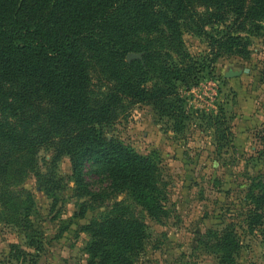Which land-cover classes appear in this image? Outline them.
<instances>
[{
  "label": "trees",
  "instance_id": "16d2710c",
  "mask_svg": "<svg viewBox=\"0 0 264 264\" xmlns=\"http://www.w3.org/2000/svg\"><path fill=\"white\" fill-rule=\"evenodd\" d=\"M186 34L204 39L208 54L193 56ZM262 34L264 0H0V223L39 251L36 201L23 185L35 177L55 208L64 186L57 164L68 157L75 196L88 199L75 217L114 201L82 228L88 264H141L152 238L147 219L168 218L169 185L156 154L143 156L108 130L139 104L182 132L192 118L182 92L212 78L223 56L250 59L251 39ZM129 54L142 57L128 62ZM94 74L106 85L98 94ZM220 114L207 124L219 147H230ZM257 136L264 166V124ZM42 151L53 154L46 175ZM92 176L105 179L110 195L90 189ZM245 201L248 228L260 229L264 175ZM200 243L219 264H239L235 228L209 229Z\"/></svg>",
  "mask_w": 264,
  "mask_h": 264
},
{
  "label": "rangeland",
  "instance_id": "374dc122",
  "mask_svg": "<svg viewBox=\"0 0 264 264\" xmlns=\"http://www.w3.org/2000/svg\"><path fill=\"white\" fill-rule=\"evenodd\" d=\"M185 43L193 56L209 52L202 38L186 34ZM250 50L248 60L221 57L212 78L190 93L182 92L192 116L182 132H175L170 120L153 107L139 104L121 114L108 130L109 138H119L137 153L156 154L169 185L168 218L162 223L147 219L152 238L141 264H219L200 242L209 229L222 231L228 226L235 228L243 242L239 264H264V226L255 231L248 228L245 201L249 185L264 175L259 160L263 146L257 136L264 124V34L251 39ZM230 73L238 76L227 77ZM93 77L92 91H104L105 81L98 74ZM221 112L223 129L230 130L226 132L230 147H219L218 132L207 124ZM52 155L42 151L39 156L43 175L48 173ZM56 174L64 186L55 208L35 177L23 185L36 201L33 220L40 250L30 248L17 228L0 223V264H88L89 237L82 228L114 201L106 200L100 207L95 204L97 208L83 218L75 217L77 205L88 199L75 196L68 157L60 159ZM104 180L98 176L87 179L94 193L110 195Z\"/></svg>",
  "mask_w": 264,
  "mask_h": 264
},
{
  "label": "water",
  "instance_id": "95a60500",
  "mask_svg": "<svg viewBox=\"0 0 264 264\" xmlns=\"http://www.w3.org/2000/svg\"><path fill=\"white\" fill-rule=\"evenodd\" d=\"M141 57L142 56L140 54H129L127 56V61L130 62L134 59H141ZM236 76H238V74L236 73H230L229 75H227V77H236Z\"/></svg>",
  "mask_w": 264,
  "mask_h": 264
}]
</instances>
